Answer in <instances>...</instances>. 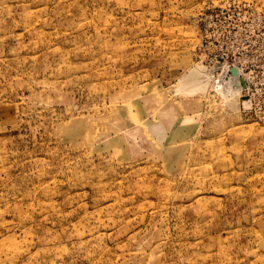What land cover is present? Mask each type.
<instances>
[{
	"label": "rangeland",
	"instance_id": "1",
	"mask_svg": "<svg viewBox=\"0 0 264 264\" xmlns=\"http://www.w3.org/2000/svg\"><path fill=\"white\" fill-rule=\"evenodd\" d=\"M0 264H264V0H0Z\"/></svg>",
	"mask_w": 264,
	"mask_h": 264
},
{
	"label": "water",
	"instance_id": "2",
	"mask_svg": "<svg viewBox=\"0 0 264 264\" xmlns=\"http://www.w3.org/2000/svg\"><path fill=\"white\" fill-rule=\"evenodd\" d=\"M230 72L234 77H237V70L232 69Z\"/></svg>",
	"mask_w": 264,
	"mask_h": 264
}]
</instances>
